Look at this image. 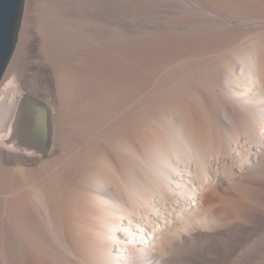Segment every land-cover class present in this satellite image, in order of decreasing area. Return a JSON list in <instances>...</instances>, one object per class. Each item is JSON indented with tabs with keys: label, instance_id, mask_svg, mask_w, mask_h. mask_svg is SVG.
I'll return each instance as SVG.
<instances>
[{
	"label": "bare ground",
	"instance_id": "1",
	"mask_svg": "<svg viewBox=\"0 0 264 264\" xmlns=\"http://www.w3.org/2000/svg\"><path fill=\"white\" fill-rule=\"evenodd\" d=\"M67 1L22 56L58 134L0 80V264H264V0Z\"/></svg>",
	"mask_w": 264,
	"mask_h": 264
},
{
	"label": "rangeland",
	"instance_id": "2",
	"mask_svg": "<svg viewBox=\"0 0 264 264\" xmlns=\"http://www.w3.org/2000/svg\"><path fill=\"white\" fill-rule=\"evenodd\" d=\"M83 1H86L85 2L86 4L101 3L102 5L103 4L109 5V4L114 3L115 6L121 5L122 7H124L125 12L127 14L126 17L128 18L132 16L133 17L138 16L142 11H144L142 9L145 7L148 12L153 10L154 8L155 9L159 8L158 6L157 7L153 6L154 3L160 4V2L157 0H152V1L150 0H121L119 2L116 0H89V1L83 0ZM70 2H72V0H70ZM254 2L255 0L246 1V3H249V4L254 3ZM43 3H44V0H24L23 9H22V17H21L20 26H19L18 33H17V40L15 43L11 58L8 62V65H10V71L13 77L15 78V85H16L15 86L16 90L14 91L15 100H17V98L19 97V94L29 93L30 96L36 99H39L40 102H42L45 107H46L45 102H47L49 104V107L52 113L54 112V108H55V99L53 96H51L49 87H47L46 83L43 84V82H40L39 79L34 77L32 72L31 74L30 72H25V61L23 60V57H22V56L25 57V55L28 54L30 49H32L33 47H37L38 45V39L40 36L39 35L40 34L39 24H40L41 19L44 18V13L46 12V10L43 7ZM169 5L168 3H164L162 8L160 7L161 17L170 13V9L167 8L169 7ZM11 61L12 63L10 64ZM46 115L49 117V110L47 109V107H46ZM52 120H53V125H54V131L56 132V135H57L58 134L57 119L54 118L53 113H52ZM2 150L3 151L5 150V152H1V156H4V157L7 156L10 158H14L16 156L24 155L22 152H16L12 150H10L11 151L10 152L5 148ZM49 155L50 153L48 152V154L44 156L32 155L31 157L45 158V157H48Z\"/></svg>",
	"mask_w": 264,
	"mask_h": 264
},
{
	"label": "water",
	"instance_id": "3",
	"mask_svg": "<svg viewBox=\"0 0 264 264\" xmlns=\"http://www.w3.org/2000/svg\"><path fill=\"white\" fill-rule=\"evenodd\" d=\"M23 4L24 0H0V80L14 50Z\"/></svg>",
	"mask_w": 264,
	"mask_h": 264
}]
</instances>
